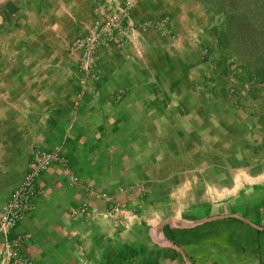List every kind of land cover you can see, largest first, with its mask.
<instances>
[{
  "label": "crops",
  "instance_id": "obj_1",
  "mask_svg": "<svg viewBox=\"0 0 264 264\" xmlns=\"http://www.w3.org/2000/svg\"><path fill=\"white\" fill-rule=\"evenodd\" d=\"M131 1L149 27L103 47L92 81L70 45L94 0H0V210L35 152L66 161L8 242L32 264H186L153 239L188 264H264V230L229 217L264 228V88L235 77L198 0Z\"/></svg>",
  "mask_w": 264,
  "mask_h": 264
},
{
  "label": "built area",
  "instance_id": "obj_2",
  "mask_svg": "<svg viewBox=\"0 0 264 264\" xmlns=\"http://www.w3.org/2000/svg\"><path fill=\"white\" fill-rule=\"evenodd\" d=\"M93 21L83 35L74 39L70 49L79 55V71L86 80L97 81V62L103 47L124 48L132 42L137 30L149 26L136 25L130 16L134 3L131 0H94ZM65 159L57 150L37 151L32 156L24 179L11 193L0 210V264H32L16 255L17 242H8V233L25 215L33 210L36 185L41 174L54 164L65 165ZM77 182L75 177L71 178ZM85 210V209H84Z\"/></svg>",
  "mask_w": 264,
  "mask_h": 264
},
{
  "label": "trees",
  "instance_id": "obj_3",
  "mask_svg": "<svg viewBox=\"0 0 264 264\" xmlns=\"http://www.w3.org/2000/svg\"><path fill=\"white\" fill-rule=\"evenodd\" d=\"M198 1L206 14L221 17L213 29L217 51L229 55L244 84L264 88V0ZM5 7L13 13L9 3Z\"/></svg>",
  "mask_w": 264,
  "mask_h": 264
},
{
  "label": "water",
  "instance_id": "obj_4",
  "mask_svg": "<svg viewBox=\"0 0 264 264\" xmlns=\"http://www.w3.org/2000/svg\"><path fill=\"white\" fill-rule=\"evenodd\" d=\"M230 218H234V219H237L239 221H242L243 223L249 225L250 227L254 228V229H257V230H264V228H259L257 226H254L253 224H251L249 221L245 220V219H242L238 216H235V215H231L229 216ZM224 218H227V217H213V218H207V219H203L201 221H197V222H185V221H176V220H173V219H169L163 223H161L159 226H157L156 228H153L152 229V233L153 232H157L158 230H162V228L164 226H168L170 227L171 229H179V230H187V229H193L195 227H198V226H201L203 224H206L208 222H211V221H215V220H218V219H224ZM153 243L158 245L159 247H162V248H169V249H172L174 251H176L181 257L182 259L184 260V262L186 264L187 263V258L183 252V250L181 248H179L178 246H176L175 244L173 243H170V242H160L156 239H153Z\"/></svg>",
  "mask_w": 264,
  "mask_h": 264
},
{
  "label": "rangeland",
  "instance_id": "obj_5",
  "mask_svg": "<svg viewBox=\"0 0 264 264\" xmlns=\"http://www.w3.org/2000/svg\"><path fill=\"white\" fill-rule=\"evenodd\" d=\"M4 21V20H3ZM5 23H10V19H8L6 22L4 21L3 22V24H5ZM1 29V28H0ZM235 75V74H234ZM235 77H238V74L237 75H235ZM239 79H240V77H238ZM241 80V79H240ZM245 86H249V84H245ZM248 88V87H247Z\"/></svg>",
  "mask_w": 264,
  "mask_h": 264
}]
</instances>
